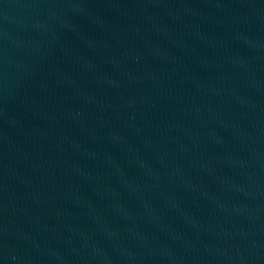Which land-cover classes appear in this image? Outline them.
I'll return each instance as SVG.
<instances>
[{
	"label": "water",
	"instance_id": "water-1",
	"mask_svg": "<svg viewBox=\"0 0 264 264\" xmlns=\"http://www.w3.org/2000/svg\"><path fill=\"white\" fill-rule=\"evenodd\" d=\"M0 264H264V0H0Z\"/></svg>",
	"mask_w": 264,
	"mask_h": 264
}]
</instances>
